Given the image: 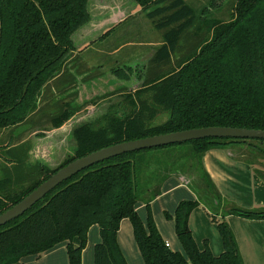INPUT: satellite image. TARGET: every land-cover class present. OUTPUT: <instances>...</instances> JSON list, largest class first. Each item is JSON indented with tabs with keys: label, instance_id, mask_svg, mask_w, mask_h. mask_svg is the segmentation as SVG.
I'll use <instances>...</instances> for the list:
<instances>
[{
	"label": "trees",
	"instance_id": "16d2710c",
	"mask_svg": "<svg viewBox=\"0 0 264 264\" xmlns=\"http://www.w3.org/2000/svg\"><path fill=\"white\" fill-rule=\"evenodd\" d=\"M111 2L0 0V130L18 125L29 116L43 86L58 74L75 49L73 36L87 25H99L91 33V42L103 38L128 17L129 7L135 4L156 29L165 30L163 43L151 58L152 64L160 65L178 52L182 35L194 23V11L184 0H121L114 7ZM124 6L128 7L125 17L104 24V19L113 16V8ZM233 10L232 19L216 25L205 41L180 58L176 67L160 74L146 72L142 86L129 92L118 104L123 113L113 108L93 122L75 128L73 155L55 169L40 167L42 178L23 193L0 196V213L60 167L108 145L208 126L264 129V0H236ZM132 71V66H128L115 69L114 73L127 76ZM73 112L67 105L51 117L52 125L60 127ZM160 115H165V119L155 123ZM247 140L260 144L255 146L264 158V140L201 138L184 142L191 144L193 157L199 164L201 183L190 184L203 199L214 205L222 200L202 165L204 153ZM175 144L110 157L57 185L22 215L0 226V264H23L20 261L23 256H39L61 241L66 242L68 264H81L87 231L93 224L98 226L100 236L93 248V264H127L116 239L123 218L130 220L145 264H243L227 223L213 215L222 238V252L215 255L207 246L203 249L196 246L188 218L202 202L198 195V199L180 200L174 212L175 232L186 255L166 245L150 214L145 225L140 220L137 204L144 201L149 207L160 194L166 175L149 176L140 184L141 161L137 155ZM178 168L174 171H181ZM227 213L264 219V209L232 206Z\"/></svg>",
	"mask_w": 264,
	"mask_h": 264
},
{
	"label": "rangeland",
	"instance_id": "374dc122",
	"mask_svg": "<svg viewBox=\"0 0 264 264\" xmlns=\"http://www.w3.org/2000/svg\"><path fill=\"white\" fill-rule=\"evenodd\" d=\"M184 1L194 11V23L182 35L178 52L168 62L160 65L151 63L152 56L163 43L165 30L156 29L142 9L136 8L132 11V6L129 10L124 6L111 19L103 20L104 24L112 22L120 13L128 10V17L106 36L92 41L87 47L74 49L68 55L58 74L41 89L35 108L24 122L0 130V196L23 193L42 178L40 167L55 169L73 155L76 142L72 132L75 128L94 121L113 108L116 112L123 113L121 105L118 104L129 92L142 86L146 72L152 70L160 74L176 67L181 59L210 36L216 25L232 19L236 0ZM89 27L93 31L83 29L73 36L76 45L99 29V25L86 26ZM128 66H132L133 71L127 76L114 73V69ZM75 74L81 77L78 78ZM86 85L91 90L80 91ZM67 105L74 112L60 127H54L51 117ZM164 119L165 115H161L154 122ZM255 145L260 144L255 140L230 143L229 150L235 155L239 152L245 161L250 160L255 170L252 167L249 170L225 169V180L215 186L222 199L219 205L203 199L192 185L200 184L201 180L199 164L193 157L191 144H175L139 153L137 159L141 161L138 168L140 184L144 178H159L165 174V169L175 170L178 166L188 178L184 183L174 177L168 178L163 187H160L162 194L151 201L149 207H146L144 201H140L136 209L140 220L145 225L150 214L162 238L169 242L170 248L186 255L175 232L173 217L179 203L178 198L192 199L198 195L206 209L197 205L188 218V226L196 246H207L212 253L221 251L222 238L217 223L212 219L213 215L227 223L243 264H264V219L237 215L226 217L227 209L232 206L264 209V183L260 182H264V158ZM262 147L264 148V143ZM157 180L155 179V183ZM116 239L127 264H145L134 240L129 218L122 219ZM97 240L98 227L95 230L89 228L81 252V264H92L93 246ZM53 248L63 249V256L68 264L66 242L61 241Z\"/></svg>",
	"mask_w": 264,
	"mask_h": 264
},
{
	"label": "water",
	"instance_id": "95a60500",
	"mask_svg": "<svg viewBox=\"0 0 264 264\" xmlns=\"http://www.w3.org/2000/svg\"><path fill=\"white\" fill-rule=\"evenodd\" d=\"M75 76L78 78L81 77V75L77 76L76 74ZM201 138H253L264 140V129L208 126L161 133L128 141H122L102 147L88 154L75 158L64 166L60 167L49 177L43 180L39 185H37V187H35L27 195H25L21 200L0 213V226L4 225L14 218L19 217L37 201L43 198L48 192L53 190L57 185L95 163L127 152H133L142 149H151L175 143H184Z\"/></svg>",
	"mask_w": 264,
	"mask_h": 264
},
{
	"label": "crops",
	"instance_id": "0c3cea01",
	"mask_svg": "<svg viewBox=\"0 0 264 264\" xmlns=\"http://www.w3.org/2000/svg\"><path fill=\"white\" fill-rule=\"evenodd\" d=\"M120 1L121 0H112V2L110 4L112 5V7H114V5L115 6L119 5ZM131 6H132L131 7L132 11H134L136 8H139L135 4H133ZM118 10L120 11L121 9L113 8L111 11L112 12L111 14L113 15L114 13L118 12ZM123 17H125V13H120L117 16V18L114 19V21H118V20L122 19ZM91 29L92 28L89 27V28H85L84 30L85 31H88V30L91 31ZM92 36L93 35L90 34L88 37L90 38ZM89 38L82 40L79 44L76 45L75 49L87 47L88 44L91 43V40H89ZM86 44H87V46H85ZM229 147H230V143L227 144L226 146H223L222 148H211V149L207 150L202 157V165L204 167V170L208 173V175L210 176V178L213 181V183L215 184V186H219V184L225 180V178H224V174H225L224 170L225 169H229V168H236V169L242 168L243 169L244 168V170H249L251 167L253 168L250 160H248V159H247V161L243 160V157H242V155L239 154V152H237L235 155L232 151L229 150ZM240 166H242V167H240ZM164 175H166V176H165L163 182L161 183V187H163L164 182L170 177L177 178L178 181H183V183H184V181L186 182V180L188 179L186 177V175L179 170L174 171V170L168 169V170H165ZM260 182L264 183L262 180H260ZM161 194H162V192H160V194L158 196H160ZM158 196H156L155 198H157ZM196 198L197 197H194L190 200H194ZM178 199H179V201L182 200V198H178ZM137 206H138V204H137ZM199 206H203L202 202L199 204ZM203 208L206 209L204 206H203ZM136 209H137V207H136ZM230 215H233V214L226 213V217H228ZM121 222H122V220L120 221V225H121ZM120 225H119V227H120ZM96 226H97L96 224H93L89 228H90V230H95L98 227V226L97 227ZM131 229H132V227H131ZM98 233H99V228H98ZM99 241H100V236H99V240H97V242H99ZM164 241H165L166 245L170 248L169 242L167 240H164ZM97 242H95V244ZM93 248H94V246H93ZM203 248H200V249H203ZM222 250H223V247H222L220 252H218V253L213 252V254L217 255V254L221 253ZM63 254H64L63 249L57 250V249L53 248V249H49V250L45 251L44 253H42L39 256H37V255L23 256L20 259V261L23 264H66V258L64 259ZM83 261H84V259H83ZM92 264H93V254H92Z\"/></svg>",
	"mask_w": 264,
	"mask_h": 264
},
{
	"label": "flooded vegetation",
	"instance_id": "af4514ba",
	"mask_svg": "<svg viewBox=\"0 0 264 264\" xmlns=\"http://www.w3.org/2000/svg\"><path fill=\"white\" fill-rule=\"evenodd\" d=\"M80 85H83V83H80ZM85 90L90 91L91 89L89 87H87V85H86V87H83V89L81 88L80 91H83L84 92ZM91 122H93V120Z\"/></svg>",
	"mask_w": 264,
	"mask_h": 264
}]
</instances>
